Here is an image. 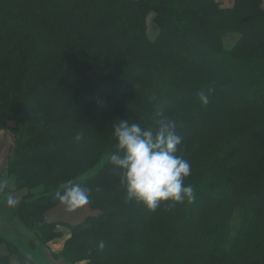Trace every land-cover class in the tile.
Segmentation results:
<instances>
[{
	"label": "trees",
	"instance_id": "1",
	"mask_svg": "<svg viewBox=\"0 0 264 264\" xmlns=\"http://www.w3.org/2000/svg\"><path fill=\"white\" fill-rule=\"evenodd\" d=\"M263 2L0 0V135L13 137L0 179L24 194L13 235L54 258L69 235L68 264H264ZM156 112L182 137L194 198L149 211L110 156L118 120L155 128ZM82 178L92 215L48 223L56 191ZM13 257L34 264L0 233V264Z\"/></svg>",
	"mask_w": 264,
	"mask_h": 264
},
{
	"label": "clouds",
	"instance_id": "2",
	"mask_svg": "<svg viewBox=\"0 0 264 264\" xmlns=\"http://www.w3.org/2000/svg\"><path fill=\"white\" fill-rule=\"evenodd\" d=\"M198 99L204 106L209 103V95L203 91ZM153 123L155 128H142L138 122L118 120L113 125L117 152L110 156V163L119 170L126 200L142 203L149 211H155L163 202L194 198L192 186L184 183L191 174V165L177 154L182 137L176 133L175 122L164 118L162 112H156ZM75 139L79 141L82 136L77 134ZM84 179L80 183L69 181L56 191L55 198L66 211L71 212L90 202V190L82 186ZM7 187V180L0 179V191ZM5 203L11 207L17 201L8 193ZM99 247H104L102 242Z\"/></svg>",
	"mask_w": 264,
	"mask_h": 264
},
{
	"label": "crops",
	"instance_id": "3",
	"mask_svg": "<svg viewBox=\"0 0 264 264\" xmlns=\"http://www.w3.org/2000/svg\"><path fill=\"white\" fill-rule=\"evenodd\" d=\"M5 193V192H4ZM6 194V193H5ZM23 193H15L13 194L14 198L16 199L17 195L20 197V201L23 198ZM7 196V194H6ZM6 196H3V192L0 191V233H3V229H2V220L3 218H12L14 216L15 210L18 206V202L15 204V206H11L12 210L11 212L9 211V206L6 205L5 203V199ZM4 203H3V202ZM17 201V199H16ZM19 201V202H20ZM4 206H7L6 208H4ZM57 210H61L63 212H67L66 208L64 205H60L57 208H55L54 210L48 211L45 215L46 217V221L48 223H66L65 220L60 219L58 217H56V212ZM72 217L76 220L75 222H77L76 224H79L82 222V220L84 221L85 218V209L84 206L73 210L72 211ZM62 231H65V229L61 228ZM70 236L67 235L64 237V239L62 240H58L55 241L53 243L50 244V248H51V252L54 253V255H57V258L53 257V255H51L49 252L40 254V259L38 258V255H36V257L34 256V253L36 252V250L32 249L31 246L29 245V242L26 240H21V239H13L14 243L21 249V251L34 263V264H68L63 258L59 257L60 253L63 251L64 247H65V243L67 241V239H69ZM1 251L3 254H7V250L3 247L1 248ZM12 264H19V262L13 257L12 258Z\"/></svg>",
	"mask_w": 264,
	"mask_h": 264
},
{
	"label": "rangeland",
	"instance_id": "4",
	"mask_svg": "<svg viewBox=\"0 0 264 264\" xmlns=\"http://www.w3.org/2000/svg\"><path fill=\"white\" fill-rule=\"evenodd\" d=\"M227 6H229V3H226ZM264 5V2H263ZM150 37L153 39L156 36V27L153 25V23L150 21ZM231 41V40H230ZM12 151H13V137L11 136V134L9 133H2L0 135V175L3 173L4 169L6 168L5 165L7 163L8 158L12 155ZM7 183H8V187L7 188H13V183L11 180L6 179ZM5 190V191H4ZM3 192V196L5 197L7 194V190L4 189ZM6 194H5V193ZM15 194V193H14ZM24 196V194H22ZM17 202L19 203L20 201V197L17 195L16 197ZM3 202V201H2ZM4 203V202H3ZM7 206H4V208H6ZM9 211L11 212L12 208L9 206ZM85 209V218L84 220L92 215V211H90L88 206H84ZM73 212H69L67 211L66 213L61 211V210H57L56 212V217L63 219L66 221L67 224L69 225H76L77 222H75L76 220L72 217ZM83 221V220H82ZM3 224H2V229H3V235L4 237L10 239H16V236L13 235L12 228L18 229L17 227V222L13 221L12 218H3L2 220ZM65 233L67 234V232L65 231ZM40 254H43L42 251H36L34 253V256L36 257V255H38V258L40 259ZM41 264V262H40ZM83 264V263H82Z\"/></svg>",
	"mask_w": 264,
	"mask_h": 264
}]
</instances>
